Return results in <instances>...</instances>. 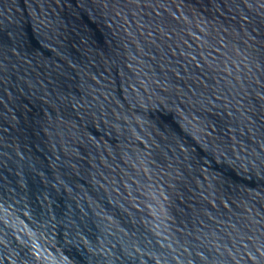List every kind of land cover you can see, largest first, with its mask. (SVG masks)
<instances>
[{"label": "water", "instance_id": "water-1", "mask_svg": "<svg viewBox=\"0 0 264 264\" xmlns=\"http://www.w3.org/2000/svg\"><path fill=\"white\" fill-rule=\"evenodd\" d=\"M0 264H264V0H0Z\"/></svg>", "mask_w": 264, "mask_h": 264}]
</instances>
